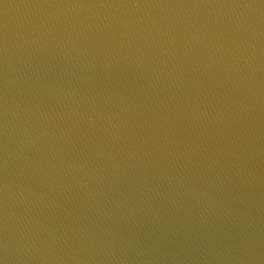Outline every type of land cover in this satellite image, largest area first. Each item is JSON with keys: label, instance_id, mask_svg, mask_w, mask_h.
<instances>
[{"label": "water", "instance_id": "1", "mask_svg": "<svg viewBox=\"0 0 264 264\" xmlns=\"http://www.w3.org/2000/svg\"><path fill=\"white\" fill-rule=\"evenodd\" d=\"M0 264H264V0H0Z\"/></svg>", "mask_w": 264, "mask_h": 264}]
</instances>
